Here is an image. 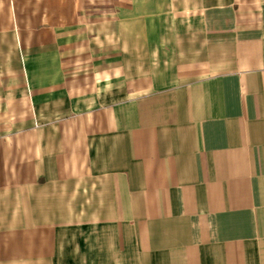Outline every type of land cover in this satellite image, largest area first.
I'll use <instances>...</instances> for the list:
<instances>
[{
  "label": "crops",
  "instance_id": "crops-1",
  "mask_svg": "<svg viewBox=\"0 0 264 264\" xmlns=\"http://www.w3.org/2000/svg\"><path fill=\"white\" fill-rule=\"evenodd\" d=\"M0 264H264V0H0Z\"/></svg>",
  "mask_w": 264,
  "mask_h": 264
}]
</instances>
